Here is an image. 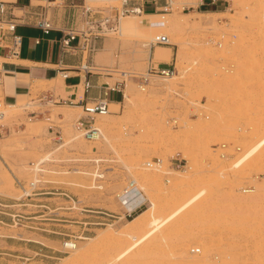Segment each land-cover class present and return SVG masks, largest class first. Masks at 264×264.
Returning a JSON list of instances; mask_svg holds the SVG:
<instances>
[{
  "label": "rangeland",
  "instance_id": "374dc122",
  "mask_svg": "<svg viewBox=\"0 0 264 264\" xmlns=\"http://www.w3.org/2000/svg\"><path fill=\"white\" fill-rule=\"evenodd\" d=\"M199 1L155 12L170 19L163 31L111 34L84 53L124 85L122 102L95 115L97 139L76 127L83 107L60 121L77 104L59 99L61 75L0 98V264L264 263V0H218L213 12ZM140 38L151 44L132 54ZM156 44L169 56L153 60ZM163 69L174 73L160 83ZM133 180L145 199L124 216L117 195Z\"/></svg>",
  "mask_w": 264,
  "mask_h": 264
},
{
  "label": "built area",
  "instance_id": "2783aa9c",
  "mask_svg": "<svg viewBox=\"0 0 264 264\" xmlns=\"http://www.w3.org/2000/svg\"><path fill=\"white\" fill-rule=\"evenodd\" d=\"M91 1L95 0H26L25 3L0 0V48L7 49L12 55H18L22 36L18 34L17 26L25 23L41 28L46 34L53 29L60 30L62 36L59 43L64 52L93 53L99 49L102 39L106 36L119 34L125 16L151 13L146 11L147 3L154 4L152 12L167 11L171 5L170 0H116L119 3L108 2L104 5H96ZM155 42L170 44V38L167 34H159ZM150 69L152 70L153 67L151 66ZM161 73L172 75L174 71L163 69ZM63 76L66 77L67 73ZM85 83L90 86V82L86 79ZM82 107L86 115L77 120V129L84 131V136L89 140L99 138L101 131L93 122L97 112L110 110L108 100L101 98L90 103L85 101ZM222 155L225 156L224 153ZM152 163L151 166H159L161 159L157 158ZM176 167H184V164L179 161ZM135 185L134 180L130 181L117 196L120 198ZM142 205L143 203L132 209L121 206L123 215L131 216ZM105 214L108 216L104 217L106 219L116 217L115 212H105Z\"/></svg>",
  "mask_w": 264,
  "mask_h": 264
},
{
  "label": "crops",
  "instance_id": "0c3cea01",
  "mask_svg": "<svg viewBox=\"0 0 264 264\" xmlns=\"http://www.w3.org/2000/svg\"><path fill=\"white\" fill-rule=\"evenodd\" d=\"M199 6H204L207 12L220 8L218 0H201ZM17 32L22 36L18 55L0 48V98L6 104L15 103L20 96L27 94L33 78L53 79L64 73L67 76L61 80L59 99L77 102L81 107L85 101L90 103L101 98H106L109 104L122 102L125 95L123 82L113 84L100 71L86 74L84 66L98 67L100 64H86L85 54L80 51L64 52L59 43L60 30L53 29L46 34L37 26L20 23ZM85 79L90 86L86 85Z\"/></svg>",
  "mask_w": 264,
  "mask_h": 264
},
{
  "label": "bare ground",
  "instance_id": "6f19581e",
  "mask_svg": "<svg viewBox=\"0 0 264 264\" xmlns=\"http://www.w3.org/2000/svg\"><path fill=\"white\" fill-rule=\"evenodd\" d=\"M173 1L174 0H172V1L170 0L171 4H172ZM173 3H175V2H173ZM170 6H169V8H170ZM160 15H162V14L161 13H155V12L153 13V12H151V13H143V14L140 15L141 18H137V19H130L128 17H124L122 19V23H121V26H120V31H119L120 35L119 36L122 35V37H125V36L129 35L128 37H131L130 35L134 36L135 34H139V33L152 32V31H157L159 29L160 30H162V29L164 30V28H168L167 25L170 22V19L164 18L163 16H160ZM150 44H151V40H148L147 38H140V39H137V40L135 39L134 43H133V46L131 48V53L135 54V53H139L141 51L144 52L145 51V47H148ZM163 49H164V46H162L160 44H156V50L154 51V54H153V57H152L153 60L158 61L160 59H163V58H166V57L169 56V51H164ZM107 67H108V63L103 62L102 65H100L98 67H95V66H84L83 68L85 69L84 71L92 73V72H95V71L107 70L108 69ZM169 75L170 74H167V73H165V74L160 73V74H155L152 77L155 78V79H159V81L161 83L162 81L169 79ZM141 87H143V86H141ZM126 97H128V100H130L128 93H127ZM114 105H117V103L111 102L110 106H114ZM14 106L17 107L18 105H14ZM80 107L81 106L79 104H76V103L69 104V105L65 106L63 108L64 110H63L62 115L59 117L60 121L61 122H65V123L68 122L70 120V118L72 117L71 115L74 114L75 112H78L80 110ZM109 111L110 110H105V111H101V112L99 111V112H97V115H104L105 116L106 114L109 113ZM104 116H98L96 119H102ZM29 150H30V146H27V145L23 149V151H26V152H28ZM53 153H54L53 151H49L47 156H50ZM262 193H263L262 190L257 191L256 193H254L255 197L254 198L251 197V199L259 198ZM241 195H240V197H238L239 195L236 196V200L239 198L238 202H240V203L243 202V199H242ZM144 199H145V193L143 192V190L139 186H135L134 188H132L130 191H128L127 193H125L123 196H121L119 198L121 203L124 204V206L127 209H132L134 207L139 206L144 201ZM147 213H148L147 210H143L142 212H139L133 218L127 220V222L125 224V227H129V226L133 225V223L137 222L138 220H141V219L144 220V217L146 215H148ZM63 245H64V247L69 248L73 253H75V252L77 253L78 252L77 250H79V248L77 249V243L76 242L65 241V242H63ZM234 247H236V246H234ZM234 251H236V250H234ZM80 252H82V251L80 250ZM80 252H79V255H80ZM70 255L72 256V254H70ZM79 255H77V256H79ZM234 255H235V253H234ZM236 256H237V254H236ZM235 261H237L236 258H235ZM236 263H234V264H236Z\"/></svg>",
  "mask_w": 264,
  "mask_h": 264
}]
</instances>
